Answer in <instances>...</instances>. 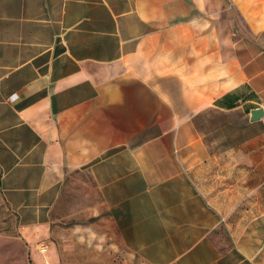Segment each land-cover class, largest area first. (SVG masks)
<instances>
[{"label": "crops", "instance_id": "0c3cea01", "mask_svg": "<svg viewBox=\"0 0 264 264\" xmlns=\"http://www.w3.org/2000/svg\"><path fill=\"white\" fill-rule=\"evenodd\" d=\"M252 97L264 0H0V264H264Z\"/></svg>", "mask_w": 264, "mask_h": 264}, {"label": "rangeland", "instance_id": "374dc122", "mask_svg": "<svg viewBox=\"0 0 264 264\" xmlns=\"http://www.w3.org/2000/svg\"><path fill=\"white\" fill-rule=\"evenodd\" d=\"M255 108H263V107L259 105V103L252 97L251 101L245 104V111L248 112ZM256 125L257 126L256 127L253 126L250 131L251 142L256 145H264V117L262 118L261 122H259V124ZM200 127H202V129H214V119L213 120L203 119L200 124ZM208 139L214 141V136L213 137L209 136ZM66 190H67L66 201L67 203H69L68 212L71 215L69 216L71 226H73V224L81 225L87 229L91 228L93 230L94 227H96L97 225L99 216L98 215L95 216L92 215L90 217L83 216L81 212V210L86 206H91L92 208H94V207H98L100 203L99 196L92 181L87 176H80L75 180L68 181L66 184ZM12 236L18 237L15 231L12 233ZM113 243L114 240L112 239L107 241V249L112 250L114 253V247L111 246ZM51 249H52L51 251H53V248ZM16 253L17 256L20 255L19 252ZM41 255H40V261L45 262V256H41ZM47 255H48L47 257L50 258L53 254L52 252H50ZM27 260L29 264H33L31 263V261H29L28 255H27Z\"/></svg>", "mask_w": 264, "mask_h": 264}, {"label": "water", "instance_id": "95a60500", "mask_svg": "<svg viewBox=\"0 0 264 264\" xmlns=\"http://www.w3.org/2000/svg\"><path fill=\"white\" fill-rule=\"evenodd\" d=\"M264 117V109L256 108L251 111V120L253 122L259 121Z\"/></svg>", "mask_w": 264, "mask_h": 264}, {"label": "built area", "instance_id": "2783aa9c", "mask_svg": "<svg viewBox=\"0 0 264 264\" xmlns=\"http://www.w3.org/2000/svg\"><path fill=\"white\" fill-rule=\"evenodd\" d=\"M38 250H39L40 254H42L43 256H46V254L48 252V247L46 244L42 243L38 246Z\"/></svg>", "mask_w": 264, "mask_h": 264}, {"label": "trees", "instance_id": "16d2710c", "mask_svg": "<svg viewBox=\"0 0 264 264\" xmlns=\"http://www.w3.org/2000/svg\"><path fill=\"white\" fill-rule=\"evenodd\" d=\"M235 105H229V108H232V107H234Z\"/></svg>", "mask_w": 264, "mask_h": 264}]
</instances>
